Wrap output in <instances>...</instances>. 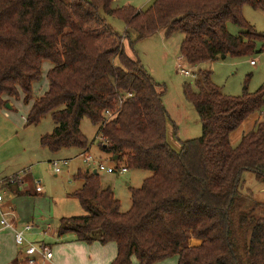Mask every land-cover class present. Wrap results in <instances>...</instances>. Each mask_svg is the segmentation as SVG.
Wrapping results in <instances>:
<instances>
[{"label":"trees","instance_id":"trees-1","mask_svg":"<svg viewBox=\"0 0 264 264\" xmlns=\"http://www.w3.org/2000/svg\"><path fill=\"white\" fill-rule=\"evenodd\" d=\"M115 1L0 0V109L23 100L30 106L27 126L51 115L57 125L41 144L53 152L89 150L82 131L89 118L100 126L97 137L108 140L101 143L104 152L127 169L153 173L131 189L132 206L122 211L99 174L79 172L84 183L73 196L86 213L61 219L58 235L115 242L112 264H132L134 257L157 264L176 256L178 264H264V216H256L258 204L242 191L244 172L264 180V121L258 118L238 144L231 141L264 109V87L251 93L245 86L241 96H230L201 71L184 94L200 117L202 135L175 149L168 139L166 91L124 43L163 30L167 37L184 34L181 56L190 65L250 55L264 34L246 20L244 8L264 11V0H154L146 9L114 7ZM105 15L122 20L125 35ZM230 23L241 28L238 35ZM46 61L52 63L48 88L35 99ZM10 189L21 193L18 185ZM190 237L202 243L190 246Z\"/></svg>","mask_w":264,"mask_h":264},{"label":"rangeland","instance_id":"rangeland-1","mask_svg":"<svg viewBox=\"0 0 264 264\" xmlns=\"http://www.w3.org/2000/svg\"><path fill=\"white\" fill-rule=\"evenodd\" d=\"M132 1L133 4L130 5L139 9H146L154 2V0ZM125 3L126 0H119L113 6L129 5ZM105 16L116 31L125 35L126 25L122 20ZM244 17L259 34H264L263 10L246 6ZM228 27L234 35L241 32V28L232 23ZM183 39L184 34L181 32L167 37L165 31H159L134 44H130L129 38L124 39L128 54L139 59L147 71L156 79V82L161 85L160 90L165 89L166 91L164 102L172 120L168 125V139L175 149L180 148V141L198 138L202 135L200 117L193 104L184 94L185 84H193L201 71L210 72L215 85L230 96H241L245 86L251 93L264 87V51H261L264 42L258 41L256 43V51L253 54L240 57L227 56L225 59L211 60L194 66L188 64L181 56ZM252 61L255 64H252ZM180 64L189 69L193 76L181 74L179 71ZM51 66V62H44L43 79L35 85V99L43 95V91L48 88L47 73ZM14 103L13 108L6 105L0 109V176H3L4 170L11 171L17 167L21 169L9 174L7 178L27 171L34 184L36 186L40 184L43 195L17 201L16 209L19 213L23 212L25 219L30 221L29 223L24 222V225L31 224L35 226V230L51 229L49 233L52 236L55 234L54 232L59 230L61 219L86 213L78 198L72 193L82 187L83 181L78 179L77 175L87 169V164L80 156L83 151L78 147L62 149L58 152H53L44 147L41 144V137L52 133L57 125L52 116L48 115L38 125L27 126L28 106L20 99ZM261 120L264 121V115ZM174 125L177 126V134L174 133ZM82 131L89 140V152L95 159L115 168L126 166L123 161L116 160L113 155L104 152L101 142L96 140L100 133L99 125L93 124L89 118H84ZM64 160L67 161L66 164L62 163ZM54 162H59L62 170L60 173L54 171ZM152 174V171L149 170L130 168L122 174L99 172L102 187L113 190L121 203L122 211H128L132 206L131 189L140 188L145 179ZM25 184L26 179L24 178V184L20 188ZM242 191L244 194L251 195L258 204L256 216H264V180L258 179L255 173L246 171L243 174ZM8 218L12 219L13 216ZM35 238H30V233H27L29 242L38 244L42 241ZM49 239L50 237L47 235L43 241L50 242ZM3 242H6L7 246ZM0 245L2 246L0 260L3 259L6 252L13 253L16 249L20 251V248L15 244V237L8 238L2 233H0ZM22 248L24 249V247Z\"/></svg>","mask_w":264,"mask_h":264},{"label":"crops","instance_id":"crops-1","mask_svg":"<svg viewBox=\"0 0 264 264\" xmlns=\"http://www.w3.org/2000/svg\"><path fill=\"white\" fill-rule=\"evenodd\" d=\"M117 2H119V0L115 1V3ZM125 4H129V5L133 4V1L126 0ZM123 6H126V5H123ZM118 7H121V6H118ZM220 58L222 57H219L218 59ZM14 104H15L14 102H11L12 106H14ZM27 108H28L27 110V113H28L30 106H28ZM263 110L257 113L253 118L248 119L237 131H235L232 134L231 141L233 144L236 145L239 143L243 134L249 131L253 127L254 123L256 122L258 118L262 119V116L264 115ZM20 169L17 167H14L13 170L11 171L4 170L2 172L3 176H0V178H7L9 174L15 173L19 171ZM94 170H96L95 167L87 166V169H85L84 172L93 173ZM25 179H26V184L22 186V188L19 189L21 193H16L14 191H11V193L7 195L6 200L1 205V210L3 212H9L10 216H13L11 220H14V225L17 229L23 228L26 225V224L24 225V222H28V223L30 222L25 219V215L23 212H20V213L17 212V209H16L17 201H24L27 198H36L37 196L43 195V192L42 193L36 192L35 186L33 184V180L30 177L29 173L26 174ZM0 214H1V211H0ZM50 231L51 229L35 230L34 228L32 231L29 232L30 238L36 237L35 239H38L40 241L42 240L39 243L37 242L38 244H46L52 247L54 256L51 261L47 262V264H112V262L116 259L118 255V246L115 242H110L107 244H103L100 241H95L93 243H87L86 241L78 240L77 236L73 233H69L64 236H59L58 230H57V232H54L55 234L51 236L49 233ZM0 233H2V235L4 236H7L8 238L15 237V230L10 229V228H3V226L1 225V221H0ZM47 235H49L50 237L49 239L50 242L43 241L47 237ZM3 243L5 244V246H7L6 242H3ZM188 243L190 246H199L202 243V240L195 238V237H190ZM18 248H20V251L16 249L13 253L6 252L3 259L0 260V264H25L24 249L20 246H18ZM1 249H2V246L0 245V250ZM132 264H139L137 258L134 257L132 259ZM157 264H178V257L176 256V257L167 259L165 261L159 262Z\"/></svg>","mask_w":264,"mask_h":264},{"label":"built area","instance_id":"built-area-1","mask_svg":"<svg viewBox=\"0 0 264 264\" xmlns=\"http://www.w3.org/2000/svg\"><path fill=\"white\" fill-rule=\"evenodd\" d=\"M182 58V57H181ZM252 64H255L254 61H252ZM179 71L181 74L185 76H193L192 72L183 67V64L179 65ZM105 115L109 116L110 118L113 117V114L110 110H107L105 112ZM97 140L101 143H107L108 140L104 136H98ZM83 158V161L87 166L89 167H95L96 170L99 172L104 171L108 174H115V173H125L127 172V168H115L113 166H109L105 164L104 162H101L92 155L89 150H85L81 152L80 155ZM59 162H54V171L56 173H60L62 170L58 164ZM62 163L66 164L67 161L64 160ZM27 174V171L22 172L21 174H17L13 177L9 178H0V211H1V225L3 228H10L15 230V242L18 246L24 247V253H25V263L26 264H47V262L51 261L53 259L54 253L51 246L46 244H36L33 242H29L27 239V233L32 231L35 226L28 224L24 226L22 229H17L14 225V220L9 219L10 216L9 212H3L1 210L2 203L6 200V197L8 194L11 193L10 191V185H18L19 188L21 185L24 184V178ZM34 184V182H33ZM35 189L37 193H42L43 189L39 185H35Z\"/></svg>","mask_w":264,"mask_h":264},{"label":"water","instance_id":"water-1","mask_svg":"<svg viewBox=\"0 0 264 264\" xmlns=\"http://www.w3.org/2000/svg\"><path fill=\"white\" fill-rule=\"evenodd\" d=\"M226 57H227V56L224 55L222 58L225 59ZM7 106H8L9 108H12V107H13V106L11 105V103L7 104ZM115 159L117 160V157H116ZM93 173H94V174H98V171H97V170H94Z\"/></svg>","mask_w":264,"mask_h":264}]
</instances>
